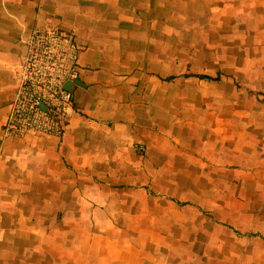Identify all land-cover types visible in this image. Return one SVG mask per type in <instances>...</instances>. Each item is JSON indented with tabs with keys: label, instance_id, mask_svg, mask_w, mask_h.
I'll use <instances>...</instances> for the list:
<instances>
[{
	"label": "crops",
	"instance_id": "1",
	"mask_svg": "<svg viewBox=\"0 0 264 264\" xmlns=\"http://www.w3.org/2000/svg\"><path fill=\"white\" fill-rule=\"evenodd\" d=\"M39 24L81 46L77 112L4 136ZM260 89L264 0H0V264H237Z\"/></svg>",
	"mask_w": 264,
	"mask_h": 264
},
{
	"label": "built area",
	"instance_id": "2",
	"mask_svg": "<svg viewBox=\"0 0 264 264\" xmlns=\"http://www.w3.org/2000/svg\"><path fill=\"white\" fill-rule=\"evenodd\" d=\"M80 49L73 34L59 25L39 24L32 29L4 136L64 134L77 112L73 90L65 83L80 77Z\"/></svg>",
	"mask_w": 264,
	"mask_h": 264
},
{
	"label": "rangeland",
	"instance_id": "3",
	"mask_svg": "<svg viewBox=\"0 0 264 264\" xmlns=\"http://www.w3.org/2000/svg\"><path fill=\"white\" fill-rule=\"evenodd\" d=\"M260 90L264 91V89ZM262 99H264L263 96H261ZM260 119L264 122L262 113ZM260 156H264L262 147ZM246 164L244 171L247 181L244 183L245 193L243 194L245 197L239 199L235 196L227 200L231 212L228 213L227 219L231 220L232 225L242 233L256 232L257 234H240L228 226L227 233L224 232V239L228 244L222 248V251H226L229 257L236 256L237 264H264V158L259 159L258 167H252L251 160H248ZM230 169L229 167V171ZM230 178L232 175L229 173ZM227 264H235V262L229 260Z\"/></svg>",
	"mask_w": 264,
	"mask_h": 264
},
{
	"label": "water",
	"instance_id": "4",
	"mask_svg": "<svg viewBox=\"0 0 264 264\" xmlns=\"http://www.w3.org/2000/svg\"><path fill=\"white\" fill-rule=\"evenodd\" d=\"M80 82L78 81V79H75L73 81L69 80L65 83V86L70 89V90H73V85H77L79 84Z\"/></svg>",
	"mask_w": 264,
	"mask_h": 264
}]
</instances>
